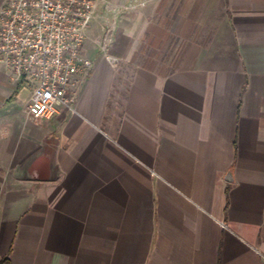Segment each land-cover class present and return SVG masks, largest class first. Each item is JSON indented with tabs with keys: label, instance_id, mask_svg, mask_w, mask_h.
Wrapping results in <instances>:
<instances>
[{
	"label": "crops",
	"instance_id": "obj_1",
	"mask_svg": "<svg viewBox=\"0 0 264 264\" xmlns=\"http://www.w3.org/2000/svg\"><path fill=\"white\" fill-rule=\"evenodd\" d=\"M85 53L52 119L0 65V257L264 264V0H104Z\"/></svg>",
	"mask_w": 264,
	"mask_h": 264
},
{
	"label": "built area",
	"instance_id": "obj_2",
	"mask_svg": "<svg viewBox=\"0 0 264 264\" xmlns=\"http://www.w3.org/2000/svg\"><path fill=\"white\" fill-rule=\"evenodd\" d=\"M104 0H9L0 15V65L33 93L28 114L52 119L77 98L92 66L86 32Z\"/></svg>",
	"mask_w": 264,
	"mask_h": 264
},
{
	"label": "trees",
	"instance_id": "obj_3",
	"mask_svg": "<svg viewBox=\"0 0 264 264\" xmlns=\"http://www.w3.org/2000/svg\"><path fill=\"white\" fill-rule=\"evenodd\" d=\"M0 264H11V261L9 258L0 257Z\"/></svg>",
	"mask_w": 264,
	"mask_h": 264
}]
</instances>
